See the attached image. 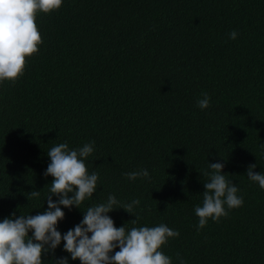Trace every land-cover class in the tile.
<instances>
[{
    "label": "trees",
    "instance_id": "1",
    "mask_svg": "<svg viewBox=\"0 0 264 264\" xmlns=\"http://www.w3.org/2000/svg\"><path fill=\"white\" fill-rule=\"evenodd\" d=\"M36 24L38 52L14 85L0 83V222L47 209L53 146L94 141L85 164L97 189L61 206L62 236L114 195L115 227L179 231L161 248L172 264H264V190L246 174H264V0H63ZM217 162L243 205L197 232L203 172ZM141 169L150 180L124 175ZM134 199L133 214L119 208ZM63 244L43 264H81Z\"/></svg>",
    "mask_w": 264,
    "mask_h": 264
},
{
    "label": "clouds",
    "instance_id": "2",
    "mask_svg": "<svg viewBox=\"0 0 264 264\" xmlns=\"http://www.w3.org/2000/svg\"><path fill=\"white\" fill-rule=\"evenodd\" d=\"M62 3L63 0H0V83L7 81L14 85L24 74L26 57L38 52L42 38L36 24L37 13L49 14L58 10ZM237 35L232 31L229 38L235 40ZM202 97L197 106L204 110L210 107V97L206 92ZM94 144L92 141L78 149H69L67 142L59 143L47 152L50 163L44 176L53 177L50 194L46 197L48 207L35 216L20 215L17 218L13 213L12 217L0 222V264H43L42 256L54 253L62 240L71 259H78L81 264H172L161 248L170 239L179 237V231L163 223L131 229H126L125 225L115 227L108 215L118 209L114 206L120 203L114 195H109L106 202L88 207L82 221L63 236L57 230L58 221L65 216L61 206L80 208L97 189L99 175L96 172L89 174L85 164L86 158L94 152ZM224 166L220 162L209 163L210 171L203 172L208 179L204 183L202 206L197 205L194 209L198 217L197 232L210 218L218 223L221 217H226L225 205L229 210L243 205V197L237 195L239 189L223 174ZM256 167V164L249 165L246 174L264 190V174L254 173ZM124 175L130 181L137 178L150 180L147 169ZM39 195V191L30 192L31 197ZM53 196L58 197L55 202ZM139 204L140 200L134 199L119 208L133 214ZM135 217L131 221L133 225L140 219L139 215ZM116 248L119 251L110 255ZM55 264L69 262L63 257ZM181 264H184L182 260Z\"/></svg>",
    "mask_w": 264,
    "mask_h": 264
}]
</instances>
